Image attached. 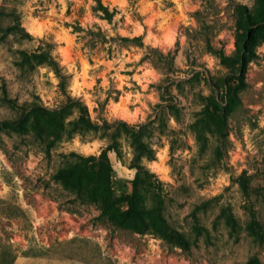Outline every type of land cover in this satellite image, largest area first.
<instances>
[{
    "label": "rangeland",
    "instance_id": "obj_1",
    "mask_svg": "<svg viewBox=\"0 0 264 264\" xmlns=\"http://www.w3.org/2000/svg\"><path fill=\"white\" fill-rule=\"evenodd\" d=\"M98 1L0 0L13 264H264V0ZM102 153L106 206L60 174Z\"/></svg>",
    "mask_w": 264,
    "mask_h": 264
},
{
    "label": "trees",
    "instance_id": "obj_2",
    "mask_svg": "<svg viewBox=\"0 0 264 264\" xmlns=\"http://www.w3.org/2000/svg\"><path fill=\"white\" fill-rule=\"evenodd\" d=\"M94 12L97 13V15L100 18H103L107 20V22H112L114 15L117 13V10L115 8H109L108 5L102 3L100 0L98 1L97 5H94L91 7ZM1 10V9H0ZM13 26H8L5 29L0 27L1 29L4 30L3 33L7 32L8 30H11ZM76 28H80V26H76ZM90 32L94 35L100 36L102 39L106 37V34L103 33L100 28L98 30H90ZM1 33V32H0ZM4 37V34L0 35V39ZM117 38L120 40H125V41H131L135 44L141 45L142 44V37L140 35L136 36H122V35H117ZM51 63H53L51 61ZM55 70L57 71L58 69L55 67ZM62 77V76H61ZM64 108V107H63ZM63 108L59 111H49L46 108H42L41 111H39L43 116L49 117L52 112L56 113L57 118L59 119L60 116L63 114ZM66 108V107H65ZM85 105L83 106V112L81 113L80 117L78 120L74 123V127L76 123H84L85 126H89L91 123L89 119H87V111L85 109ZM104 153H102L99 156V161H97V164L93 163H86V160H91L95 159L87 157V158H82L80 157V162L75 164L73 167L69 168L68 170L63 171L60 173L64 178L68 176L69 174H76L77 175V183L79 185L80 192L82 190H85L90 197H97L101 199V203H103L105 206L108 205L109 202H106V198L108 197L107 193L104 192V187L99 188L98 186V181L102 177V172H103V164L102 160H106L104 157ZM107 166V165H106ZM108 191V190H107ZM105 202V203H104ZM116 212V211H114ZM118 215H121V218H127L126 212H117ZM130 217V216H128ZM132 218H137V212L133 209V215L131 216ZM139 218V217H138ZM139 222L141 220L139 219ZM135 222H133L134 224ZM135 225V224H134ZM15 252L12 249V247L5 241L0 240V264H13L14 259H15Z\"/></svg>",
    "mask_w": 264,
    "mask_h": 264
}]
</instances>
